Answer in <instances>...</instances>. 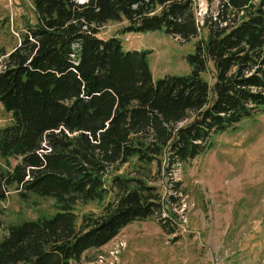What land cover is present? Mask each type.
Wrapping results in <instances>:
<instances>
[{"label": "trees", "instance_id": "16d2710c", "mask_svg": "<svg viewBox=\"0 0 264 264\" xmlns=\"http://www.w3.org/2000/svg\"><path fill=\"white\" fill-rule=\"evenodd\" d=\"M215 1L199 19L197 0H32L35 23L10 53L0 49V105L12 117L0 128V202L12 188L52 200L55 214L7 226L0 264L79 262L164 210L123 166L185 163L264 115V0ZM121 21L117 36L97 37ZM157 31L196 39L188 75L154 81L150 51H124L118 37ZM89 203L100 214L79 218L76 205Z\"/></svg>", "mask_w": 264, "mask_h": 264}, {"label": "rangeland", "instance_id": "374dc122", "mask_svg": "<svg viewBox=\"0 0 264 264\" xmlns=\"http://www.w3.org/2000/svg\"><path fill=\"white\" fill-rule=\"evenodd\" d=\"M216 9L215 0H197L199 19ZM34 23L32 0H0V49L10 53ZM126 25V21L108 22L99 28L97 37L117 36ZM118 37L124 51H150L154 81L191 71L186 57L193 53L196 39L184 43L160 31ZM11 122V114L0 105V128ZM212 142L214 147L207 153L172 167L154 163L140 168L134 162L123 166L118 174L139 175L156 188L164 210L127 225L74 264H264V115L241 121ZM17 162L10 159L11 165ZM101 208L96 203L77 204L75 213L79 218L98 216ZM169 211L174 214L171 221ZM54 214L52 200L33 196L24 201L11 188L0 202V241L7 226ZM161 222L171 234L163 231Z\"/></svg>", "mask_w": 264, "mask_h": 264}, {"label": "built area", "instance_id": "2783aa9c", "mask_svg": "<svg viewBox=\"0 0 264 264\" xmlns=\"http://www.w3.org/2000/svg\"><path fill=\"white\" fill-rule=\"evenodd\" d=\"M124 40H125V41H128L129 39L126 37V38H124Z\"/></svg>", "mask_w": 264, "mask_h": 264}]
</instances>
